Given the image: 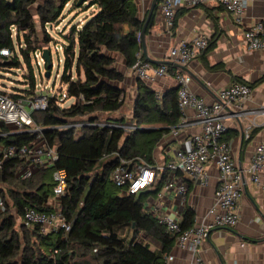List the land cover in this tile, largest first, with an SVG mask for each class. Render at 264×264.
I'll return each mask as SVG.
<instances>
[{
	"label": "trees",
	"instance_id": "trees-1",
	"mask_svg": "<svg viewBox=\"0 0 264 264\" xmlns=\"http://www.w3.org/2000/svg\"><path fill=\"white\" fill-rule=\"evenodd\" d=\"M77 1L0 0V50L12 54L10 58L0 56V74H15L19 69L26 86L0 89V93L22 100L29 92L37 94L34 67H39L33 53L46 48L51 59V44L57 47L46 25L57 26L67 5L69 12L77 11L75 15L93 9L82 23H68L67 32L63 28L58 33L64 91L48 96L45 110L29 112L40 134L15 132L0 121L1 145H28L40 136L43 145L55 147L57 153L51 166L36 170L27 179L18 177L20 159L4 163L0 172V184L5 185L0 189V264H162L174 238L147 210V194L122 195L110 174L121 159L155 165L154 149L178 124L176 90L157 97L136 77L126 118L124 73L118 71L116 57H122L126 69L134 65L145 20L136 16L132 0H86L78 6ZM34 17L43 35L40 42ZM151 21L152 17L148 25ZM61 97L72 103L62 106ZM54 170L66 174L57 207L70 230L42 233L36 225L26 226L22 216L25 209L51 210L46 203L52 199ZM167 174L166 170L157 174L155 191ZM192 224L193 210L187 207L180 226L186 229Z\"/></svg>",
	"mask_w": 264,
	"mask_h": 264
},
{
	"label": "crops",
	"instance_id": "crops-1",
	"mask_svg": "<svg viewBox=\"0 0 264 264\" xmlns=\"http://www.w3.org/2000/svg\"><path fill=\"white\" fill-rule=\"evenodd\" d=\"M152 0H132L136 16L145 20ZM247 8L239 24L233 22L232 16L226 13L216 0H205V3L193 8H181L176 11L173 28L168 33L158 14L156 6L151 14V24L146 25L144 32V51L139 44L138 54L147 61H166L170 48L181 42H190L196 35L207 37L208 49L199 53L187 63L186 71L176 67L168 70L163 77H152L147 81L149 87L157 94H164L177 89L174 73L181 71L191 79L188 88L195 96L210 106L219 99L221 89L235 83L248 84L249 96L234 103L222 102L225 115L223 124L226 131L223 139L228 143L233 163L245 171L254 147L264 144V116L249 113L264 109V50L247 49L243 44V32L257 21L264 22V0H244ZM68 10H70V6ZM66 6V7H67ZM73 17L77 11H72ZM71 23H82L76 19ZM63 19H61L62 22ZM150 20V19H149ZM36 28L37 18L34 17ZM149 22V21H148ZM39 28V27H38ZM124 31L128 27L124 25ZM140 33V32H139ZM117 69L124 73L125 97L135 94L136 76L126 69L121 56L116 57ZM172 63V62H171ZM152 64V63H151ZM153 66H158L152 64ZM131 104L125 112L130 116ZM239 112V115H232ZM192 109L184 110L176 125V134L169 132L163 136L153 151L155 164L166 163L176 149L187 150L191 147V137L199 130ZM239 116V118H238ZM256 126L249 138L243 133L251 122ZM38 170L34 169L33 173ZM207 184L197 181H186L188 189L185 203H181L174 191H164L163 184L156 189L157 182L142 193L147 194L145 206L153 215L167 214L181 223L187 207L193 210V223L207 220L206 213L214 202V191L218 183V172L212 163L206 165ZM264 177L260 185L251 182L244 175L243 194L237 204L238 222L231 228L214 229L201 241L197 255L204 264H264ZM155 191V192H154ZM162 264H193V257L186 249L173 244Z\"/></svg>",
	"mask_w": 264,
	"mask_h": 264
},
{
	"label": "built area",
	"instance_id": "built-area-1",
	"mask_svg": "<svg viewBox=\"0 0 264 264\" xmlns=\"http://www.w3.org/2000/svg\"><path fill=\"white\" fill-rule=\"evenodd\" d=\"M226 13L232 16L233 22L239 24L247 8L244 0H216ZM205 3V0H158L157 11L162 20L165 30L169 33L173 28L176 11L181 8H193ZM57 30V26H47L45 30ZM13 31V30H12ZM243 44L247 49L264 50V22L257 21L249 29L243 32ZM208 46V39L203 35H196L190 42H181L176 47L169 49L168 61L174 65L186 66L199 53ZM55 50L60 47H55ZM11 51L1 49L0 56L11 57ZM34 63L37 67L45 64L42 58V50L33 53ZM165 65L153 66L149 61L137 54V60L129 69L137 78L147 82L152 77H163L167 75ZM22 73L19 69L16 73ZM176 82V100L179 113L192 109L194 119L199 125L197 133L191 137V147L187 150L176 149L170 160L166 163L154 166L138 164L134 160L121 159L110 174L112 184L121 190L122 195H137L151 188L156 182V176L160 172L168 171L167 178L163 184L166 192L174 191L181 203L187 198L186 181H197L200 185L207 184L206 165L212 163L218 172V183L214 191V202L209 207L206 218L199 223H193L189 228L182 229L180 223L167 214L156 215L157 222L162 225L166 232L174 238V243L181 249L188 250L193 257V264H204L198 257L197 251L201 241L214 229L231 228L238 222L236 214L237 204L243 194L244 175L251 182L260 185V178L264 177V144H257L250 156L245 171H241L233 163L228 143L223 139L226 128L223 124L225 115L222 112V102L234 103L245 100L250 94L248 84L235 82L219 92V99L210 106L189 91L188 85L191 81L188 75L181 71L174 73ZM40 85L36 86V90ZM45 88V86H43ZM37 93V91H36ZM160 94H157L159 97ZM62 101V98L59 99ZM48 104V96L41 92L29 100L13 99L7 94L0 93V121L15 132L34 131L40 134L41 130L34 124L30 111L45 110ZM238 112V111H237ZM249 113H259L264 116V109ZM232 115H234L232 111ZM256 124L252 121L243 135L249 138ZM175 126L171 132L176 134ZM38 140L28 145H6L0 144V172L4 163L18 158L21 160L18 177L29 178L34 169H44L57 160L55 147H45ZM54 186L52 188V199L46 203L48 212H37L33 209H25L22 222L26 226L36 225L42 233L54 230L68 232L70 225L63 218L57 207L59 198L64 194L66 187V174L63 170L52 172ZM264 188V186H262ZM2 206L0 202V207ZM53 255L56 251H52Z\"/></svg>",
	"mask_w": 264,
	"mask_h": 264
},
{
	"label": "rangeland",
	"instance_id": "rangeland-1",
	"mask_svg": "<svg viewBox=\"0 0 264 264\" xmlns=\"http://www.w3.org/2000/svg\"><path fill=\"white\" fill-rule=\"evenodd\" d=\"M68 8V6H67ZM65 9V11L63 12V16H62V22H60L58 24V29L57 30H50V34L54 39L55 42V46L59 47L61 44V38L59 37V32L62 31L63 28H65L64 33L67 32V24L71 23V19L73 17V15L71 13L73 12H69L68 9ZM93 11L92 8H90L89 10L85 11V12H78V14L75 16V18L73 19H82L84 20V18H87L89 16V14ZM73 23V22H72ZM76 23V22H75ZM36 33H37V40L40 42L43 39V35L41 30L38 28H36ZM62 57V54L60 52V49L55 50L54 49V45L51 44V63H52V68L49 71V76L48 78H45V71L44 68L41 66L38 69L36 67H34V71L36 73V82L37 85H40V87L36 90L37 94H39L40 92L43 95H47V96H52V95H60L63 93L64 91V85L61 83L60 81V73H61V63H58V59H60ZM43 86H45V88H43ZM13 87V88H12ZM26 87L23 83H22V78H21V73H15L13 74L12 72L5 74H0V89H4L6 91H10L13 89H22ZM33 92H29V95L25 94V97L27 98L26 100L32 99L34 98L35 94H33ZM62 98V97H61ZM64 98H62V106L64 107H68L71 103L72 100L71 99H66L65 101L63 100ZM131 99L132 97L128 98L126 97V103H125V109L124 112H126L128 110V107L131 103ZM128 118V117H127ZM2 187H5V185H1L0 184V189ZM6 190V188H5ZM5 198H7L8 201V197H7V192H4Z\"/></svg>",
	"mask_w": 264,
	"mask_h": 264
},
{
	"label": "water",
	"instance_id": "water-1",
	"mask_svg": "<svg viewBox=\"0 0 264 264\" xmlns=\"http://www.w3.org/2000/svg\"><path fill=\"white\" fill-rule=\"evenodd\" d=\"M85 1L86 0H78L77 3H76V5L78 6V5L82 4ZM157 1L158 0H152L151 1L150 6L148 8V12H147L146 19H145V21H144V23L142 25L141 31L139 33V42H140V44L143 47V51H144V44H143V42H144V32H145V28H146V25H147V23H148V21L150 19V16H151L154 8L156 6ZM144 54H145V51H144ZM42 58H43V60L45 62V68H46L45 75L44 76H45V78H48V76H49V69L51 68V59H50V53H49V50L48 49H46V48L45 49H42ZM149 62L152 63V64H155V65L173 66V67H176V68H178V69H180L182 71H186V67L185 66L174 65L171 62H166V61H149ZM234 114L237 116V115H239V112H236ZM239 116H238V118H239ZM240 117H242V116H240Z\"/></svg>",
	"mask_w": 264,
	"mask_h": 264
}]
</instances>
